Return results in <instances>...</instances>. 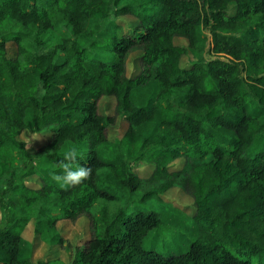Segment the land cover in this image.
I'll use <instances>...</instances> for the list:
<instances>
[{
    "label": "trees",
    "instance_id": "obj_1",
    "mask_svg": "<svg viewBox=\"0 0 264 264\" xmlns=\"http://www.w3.org/2000/svg\"><path fill=\"white\" fill-rule=\"evenodd\" d=\"M124 16L137 20L131 33L117 21ZM188 49L200 58L186 69ZM136 50L141 68L128 77ZM149 82L158 85L155 102L137 105L134 89ZM103 97L115 99L114 114L100 113ZM116 116L127 128L111 141ZM151 125L149 135L138 132ZM23 131L50 134L29 150ZM260 134L264 0H0V264H49L20 258L27 224L62 246L57 222L82 216L91 236L72 264H264V158L247 154ZM71 148L91 169L87 180L26 184L40 164L62 173ZM142 161L153 169L141 177L132 168ZM170 188L192 198L197 236L185 252L163 255L143 247L164 222L140 204Z\"/></svg>",
    "mask_w": 264,
    "mask_h": 264
},
{
    "label": "rangeland",
    "instance_id": "obj_2",
    "mask_svg": "<svg viewBox=\"0 0 264 264\" xmlns=\"http://www.w3.org/2000/svg\"><path fill=\"white\" fill-rule=\"evenodd\" d=\"M235 13V3L228 6V14ZM119 25L125 33H131L132 28L136 25L137 20L131 16L119 18ZM103 33H109L104 32ZM49 39L51 43L57 41L56 35L50 33ZM176 45L187 46V41L183 38L176 37L174 39ZM208 48V43L206 49ZM16 54V46L13 42L7 43V55L14 57ZM101 57L102 55H98ZM140 56L141 51H133L126 61V75L135 77L140 71ZM205 59L213 57L212 54L203 52ZM200 55L193 49H188L187 53L181 60V67L188 68L193 62H196ZM158 91V85L154 82H149L143 86L137 87L132 93V98L137 105L150 107L155 102V97ZM115 99L103 97L99 101V111L104 115L114 114ZM30 115V114H29ZM116 121L113 126L107 129L108 138L111 141L122 137L126 128L127 122L124 118L116 116ZM30 119V116H29ZM152 131L151 126H141L138 132L143 136H147ZM49 132L30 133L23 131L19 139L25 141L26 148L34 150L45 144L49 137ZM262 153L264 158V134L258 135L253 145L247 149V154L254 155ZM185 158H178L169 165V170L174 171L183 167ZM49 164L38 165L40 171L37 175L31 176L25 180L26 184L32 188L41 186V178L60 186V182L54 179L50 172ZM153 167L146 162H138L133 165L132 170L139 176L149 175ZM162 200L151 199L142 204L140 208L145 212H156L164 222V226L159 230L150 232L143 240L145 249H154L157 252L167 255L185 252L189 243L197 236L196 221L190 217L193 213L194 204L192 198L179 188H170L160 196ZM57 229L65 239V244L62 246H50L44 243L39 236L34 232V221L31 220L22 233L23 241L21 244L20 258L31 260L33 263L38 261H49V264H72L75 256V250L80 247L91 236L89 219L86 216L78 218L75 222L69 220H60L57 222Z\"/></svg>",
    "mask_w": 264,
    "mask_h": 264
},
{
    "label": "clouds",
    "instance_id": "obj_3",
    "mask_svg": "<svg viewBox=\"0 0 264 264\" xmlns=\"http://www.w3.org/2000/svg\"><path fill=\"white\" fill-rule=\"evenodd\" d=\"M82 154L78 148H71L64 154L62 173L54 174V179L60 182V186L73 187L87 180L91 174V169L79 163Z\"/></svg>",
    "mask_w": 264,
    "mask_h": 264
}]
</instances>
